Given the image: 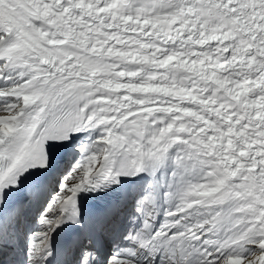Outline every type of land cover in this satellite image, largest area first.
<instances>
[{"label":"snow or ice","instance_id":"1","mask_svg":"<svg viewBox=\"0 0 264 264\" xmlns=\"http://www.w3.org/2000/svg\"><path fill=\"white\" fill-rule=\"evenodd\" d=\"M0 264H264V0H0Z\"/></svg>","mask_w":264,"mask_h":264}]
</instances>
